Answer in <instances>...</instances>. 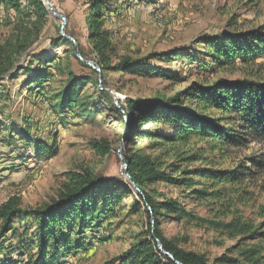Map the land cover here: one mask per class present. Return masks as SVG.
<instances>
[{
  "label": "rangeland",
  "instance_id": "1",
  "mask_svg": "<svg viewBox=\"0 0 264 264\" xmlns=\"http://www.w3.org/2000/svg\"><path fill=\"white\" fill-rule=\"evenodd\" d=\"M91 1L49 0L66 18L64 32L75 40L83 60L98 67L86 26ZM40 2L49 12L43 20L34 0H22L20 13L0 7V205L15 196L21 209L43 208L64 192L71 174L84 171L106 183L114 182L117 188L112 194L98 192V211L104 215L100 231L94 239H86L91 246L69 257L68 264H121L123 254L146 238L150 223L155 225L130 187L124 155L135 147L152 157L160 150L153 148L151 140L136 139L134 144V140L125 139L129 129L137 128L136 123L122 110L121 114L115 111L114 99L109 103L101 98L95 84H85L82 91L89 97L88 112L76 106L66 113L55 112L54 92L63 88L66 79L60 74L52 76L47 65L57 73L69 71L89 81L95 80L97 73L73 57V45L58 40L62 22L50 14L43 0ZM101 9V32L111 44L103 81L123 105L125 99L173 97L192 82L264 81V58L248 65L218 66L206 49L207 43L220 35L264 27V0H102ZM8 13L13 18L5 17ZM126 57L146 58V62L128 71L115 68ZM208 114L219 116L215 110ZM54 137L57 155H39L36 147L51 145ZM94 144L108 147L109 152L97 154ZM200 147L204 146L191 139L183 149ZM226 149L223 154L207 151L206 155L222 169H233L250 157L264 161V141ZM226 189L228 195L221 203L195 201L189 191L164 184H154L147 191L157 194V201L178 199L189 214L159 218L158 228L173 246L202 255L209 262L225 255L239 264H264V238L250 237L254 231H263L259 228L264 223V169ZM231 221L251 229L241 234L225 228ZM77 225L75 220L68 228L77 232ZM14 228L27 240L36 231L34 221L26 218L17 219ZM6 241L7 236L0 240V262L19 259Z\"/></svg>",
  "mask_w": 264,
  "mask_h": 264
},
{
  "label": "trees",
  "instance_id": "2",
  "mask_svg": "<svg viewBox=\"0 0 264 264\" xmlns=\"http://www.w3.org/2000/svg\"><path fill=\"white\" fill-rule=\"evenodd\" d=\"M34 2L40 20H43L49 12L40 0ZM101 6L102 0H92L86 18L89 39L99 59V72L93 71L97 73V78L89 81L69 71L57 73L53 66H46V69H51L52 76L60 74L66 79L63 88L54 92L53 108L58 114L69 112L75 106L84 113L88 112L89 97L82 94L85 84H95L100 97L113 103V96L103 81V72L109 68L111 44L106 34L101 32L104 17ZM0 7L20 13L22 0H0ZM5 17L13 18V15L8 13ZM58 40L67 46L73 45L61 36ZM206 49L213 63L218 66L255 63L264 58V27L220 35L208 42ZM79 53L83 58L82 53ZM179 56L180 53L176 55ZM73 57L79 60L75 54ZM145 62L146 58L131 60L126 57L115 68L128 71L144 66ZM117 101L119 108L113 105L115 111L121 114L122 110L123 115L133 119L132 123L137 125L135 130L126 132L125 139L134 140V144L137 140H151L153 148L160 150L152 157L143 155L135 147L124 155L130 187L134 189L132 181L139 189V192L136 191L138 205L143 204L147 215L155 220V225L150 223L146 238L123 254L121 264H239L225 255L209 262L202 255L185 252L166 241L158 228L159 218L167 214L177 218L189 214L178 199L163 198L157 201V194L147 189L154 184H164L189 191L195 201L210 199L221 203V199L228 195L227 185L240 184L253 177L257 170L262 171L264 161L251 157L233 169H222L209 159L206 152L223 154L224 149L228 150L226 148H243L250 142L264 141V81L218 79L213 83L192 82L185 91L173 97L125 99L124 105L120 99ZM210 110H215L219 116L209 115ZM127 122L124 120L125 124ZM146 125L148 128L144 129ZM55 139L51 145H38L36 149L39 155L55 157L58 151ZM191 139L204 147L195 151L184 150ZM93 149L103 156L109 152V148L101 144H94ZM116 188V183H106L84 171L82 174H71L64 192L43 208L21 209L19 198L10 197L0 205V240L7 236L6 243L13 252L18 253L19 259L2 261L0 264H68L69 257L91 246L92 242H86V239H94L100 231L104 215L98 211V192L105 190L108 196ZM228 202H231L230 199ZM25 218L32 219L36 227L29 240L25 235L19 236L14 228L17 219ZM75 220L78 221L77 232L68 228L69 223ZM225 228H233L241 234L251 229L237 221H231ZM259 229L263 231H254L250 237L264 238V223ZM72 238H75L74 242ZM158 242L174 261L159 250Z\"/></svg>",
  "mask_w": 264,
  "mask_h": 264
},
{
  "label": "water",
  "instance_id": "3",
  "mask_svg": "<svg viewBox=\"0 0 264 264\" xmlns=\"http://www.w3.org/2000/svg\"><path fill=\"white\" fill-rule=\"evenodd\" d=\"M43 1L45 3L46 7L48 8V10L50 11V14L62 22L61 27H60V36L63 37L64 39H66L67 41L71 42L74 45V54H75L76 58L79 59L81 62H84L88 67L99 72V69L97 67H95L93 63L83 60V58L80 56V53L76 47L75 40L72 37L67 36L65 34L64 30H65V26H66V18L56 12V10L50 4L49 0H43ZM113 99L115 101V104L118 105L117 97L114 94H113ZM124 166H125V168H124L125 169V175L128 179H130L129 175L127 174V167H126L125 163H124ZM131 183H132V186L135 189V191L139 192V189L136 187V185L132 181H131ZM158 248H159V250L162 251L163 254L167 255L171 260H173V257L170 254H168L167 252L162 250V246L159 242H158ZM176 264H179V263L176 262Z\"/></svg>",
  "mask_w": 264,
  "mask_h": 264
}]
</instances>
